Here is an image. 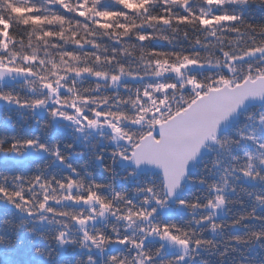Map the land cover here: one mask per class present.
<instances>
[{
  "label": "snow or ice",
  "instance_id": "1",
  "mask_svg": "<svg viewBox=\"0 0 264 264\" xmlns=\"http://www.w3.org/2000/svg\"><path fill=\"white\" fill-rule=\"evenodd\" d=\"M0 102V264H264V0H0Z\"/></svg>",
  "mask_w": 264,
  "mask_h": 264
},
{
  "label": "trees",
  "instance_id": "2",
  "mask_svg": "<svg viewBox=\"0 0 264 264\" xmlns=\"http://www.w3.org/2000/svg\"><path fill=\"white\" fill-rule=\"evenodd\" d=\"M55 10V9H54ZM182 11V10H181ZM83 19V18H81ZM183 25H181V28L183 29ZM151 31V29L149 30ZM195 35H197V33H193L190 29H189V38L190 39H193L195 38ZM26 39V37H25ZM145 44H148L149 42L145 41L143 42ZM152 44H155L156 45V50H159V51H171L173 50V47L175 45V42L173 45H169L167 43V41H163V40H155V41H152L151 42ZM180 43L183 45L184 48H188V43L183 41V38H182V33H181V39H180ZM175 50L179 51L180 48L179 47H175ZM11 116H12V120L14 123H16L17 125L21 124V123H31V117H30V112L28 111H25L24 113V116H20L19 114L17 113H11ZM3 117L0 116V119H2ZM11 134V133H10ZM33 173H30L29 175H31Z\"/></svg>",
  "mask_w": 264,
  "mask_h": 264
},
{
  "label": "water",
  "instance_id": "3",
  "mask_svg": "<svg viewBox=\"0 0 264 264\" xmlns=\"http://www.w3.org/2000/svg\"><path fill=\"white\" fill-rule=\"evenodd\" d=\"M0 104H2V102H0Z\"/></svg>",
  "mask_w": 264,
  "mask_h": 264
}]
</instances>
